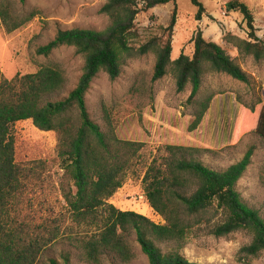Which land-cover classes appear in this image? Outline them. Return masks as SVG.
Masks as SVG:
<instances>
[{
  "label": "trees",
  "instance_id": "obj_1",
  "mask_svg": "<svg viewBox=\"0 0 264 264\" xmlns=\"http://www.w3.org/2000/svg\"><path fill=\"white\" fill-rule=\"evenodd\" d=\"M27 0H19L21 4ZM177 0H109L101 9L111 24L103 31L75 28L60 30L38 54L49 57L62 47H73L84 58L83 73L75 89L62 99L68 86L66 72L58 64L42 66L36 73L17 74L7 79L0 71V264H60L57 259L44 261L46 250L59 239V229L43 224L34 229L20 221V204L32 179L46 168V161L31 166L16 163L13 134L17 122L32 120L42 131L58 135L56 162L64 171L62 189L74 226L64 238L85 264H104L106 258L130 264L137 258L138 247L149 264H199L189 261L179 249L163 252L160 245L196 241L201 233L216 238L238 232L251 235L243 247L239 261L251 263L264 255V218L246 204L236 190L252 163L255 147L249 148L239 162L225 170H213L189 159L201 150L167 145L155 158L142 180L144 195L150 206L164 219L157 224L133 211H121L108 200L123 187L128 173L142 159L144 143L121 140L111 126L101 130L90 117L86 96L100 72L111 79L121 74L122 60L133 54L157 53L153 81L165 77L171 68L177 89L183 92L192 85L188 102L198 96L203 77L223 73L250 84L242 67L219 44L198 32L194 38L193 56L181 54L171 60V41H151L138 50L131 46L137 37L135 20L142 11ZM198 8L197 20L205 12L199 0H191ZM229 10L239 12L249 29V38L227 37L240 53L264 61V37L258 38L255 17L242 1L229 3ZM34 13L19 15L13 0H0V22L7 33L25 27ZM176 8L169 30L175 24ZM211 98L201 103L190 125L192 132L201 124ZM249 133L264 140V104L258 102L249 111L243 110L237 125L235 142ZM264 182V178H263ZM58 241V240H57ZM63 264L70 263V254L63 253Z\"/></svg>",
  "mask_w": 264,
  "mask_h": 264
},
{
  "label": "rangeland",
  "instance_id": "obj_2",
  "mask_svg": "<svg viewBox=\"0 0 264 264\" xmlns=\"http://www.w3.org/2000/svg\"><path fill=\"white\" fill-rule=\"evenodd\" d=\"M15 10L21 16L34 13V19L25 27L7 33L0 22V71L7 79L17 74L36 73L42 66L58 64L66 72L68 86L62 99L75 89L83 73L84 58L73 47H62L51 56L38 54V49L48 44L60 30L75 28L103 31L111 24L110 18L101 13L109 0H27L21 4L13 0ZM140 1V0H139ZM211 15L202 18L217 27L216 40L248 74L251 83L239 82L223 73H208L203 77L198 96L188 102L192 92L189 83L183 92L177 89V80L171 68L165 77L153 81L157 53L133 54L122 60L121 74L111 79L100 72L91 84L86 103L91 119L105 133L112 126L116 136L125 141L144 143L142 159L128 173L126 182L108 200L121 211H133L144 215L157 224L164 219L150 206L144 195L142 180L152 161L162 154L167 145L192 147L201 150L189 159L222 171L243 159L250 147H255L252 163L239 180L236 190L243 201L264 218V140L249 133L235 142L240 115L258 102L264 104V61H256L229 43L227 37L249 38V29L239 12L229 10L234 0H199ZM245 2L255 17L256 35L264 37V0H238ZM141 11L135 20L137 37L131 46L138 50L151 41H171V60L181 54L192 57L194 38L207 27L197 20L198 8L191 0L156 6ZM176 8L175 24L169 30ZM226 11L227 16L222 12ZM212 41V40H210ZM211 98L210 106L201 124L194 131L190 125L201 103ZM16 147V163L31 166L33 162L46 161V168L32 179L20 204V221L34 229L49 224L59 229V239L44 253V261L70 254L69 264H85L77 252L63 241L74 226L65 202L62 180L64 171L56 162L58 135L39 130L32 120L17 122L13 128ZM252 241L250 234L238 232L228 237L216 238L201 233L196 241L181 245H160L163 252L179 249L189 261L199 264H245L239 261L240 250ZM136 260L130 264H149L147 257L137 247ZM104 264H123L106 258ZM248 264H264V255Z\"/></svg>",
  "mask_w": 264,
  "mask_h": 264
},
{
  "label": "crops",
  "instance_id": "obj_3",
  "mask_svg": "<svg viewBox=\"0 0 264 264\" xmlns=\"http://www.w3.org/2000/svg\"><path fill=\"white\" fill-rule=\"evenodd\" d=\"M205 7V6H204ZM205 12L209 15H211V13H209L208 9L205 8ZM198 22H200L202 25L204 24L207 29L203 32V36L204 38H206L207 40H212L213 42L221 45V43L219 42V40H216L215 37L217 36V27L212 26L211 24H209L205 18H201Z\"/></svg>",
  "mask_w": 264,
  "mask_h": 264
},
{
  "label": "built area",
  "instance_id": "obj_4",
  "mask_svg": "<svg viewBox=\"0 0 264 264\" xmlns=\"http://www.w3.org/2000/svg\"><path fill=\"white\" fill-rule=\"evenodd\" d=\"M222 15L226 17L227 16V12L226 11H223L222 12Z\"/></svg>",
  "mask_w": 264,
  "mask_h": 264
}]
</instances>
